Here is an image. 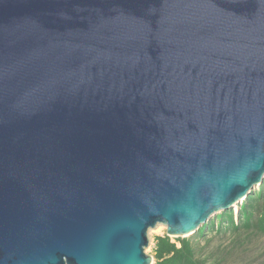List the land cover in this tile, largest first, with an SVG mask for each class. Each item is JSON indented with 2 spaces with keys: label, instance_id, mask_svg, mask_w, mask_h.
Segmentation results:
<instances>
[{
  "label": "water",
  "instance_id": "obj_1",
  "mask_svg": "<svg viewBox=\"0 0 264 264\" xmlns=\"http://www.w3.org/2000/svg\"><path fill=\"white\" fill-rule=\"evenodd\" d=\"M264 183V0H0V264H154Z\"/></svg>",
  "mask_w": 264,
  "mask_h": 264
},
{
  "label": "trees",
  "instance_id": "obj_2",
  "mask_svg": "<svg viewBox=\"0 0 264 264\" xmlns=\"http://www.w3.org/2000/svg\"><path fill=\"white\" fill-rule=\"evenodd\" d=\"M227 236L233 237L234 243L244 237H264V183L238 206L236 218L233 209L213 218L192 237L171 238L167 232L157 236L154 264H222L221 261L211 262L213 257L207 255V250L214 237ZM202 241L204 246H201Z\"/></svg>",
  "mask_w": 264,
  "mask_h": 264
},
{
  "label": "rangeland",
  "instance_id": "obj_3",
  "mask_svg": "<svg viewBox=\"0 0 264 264\" xmlns=\"http://www.w3.org/2000/svg\"><path fill=\"white\" fill-rule=\"evenodd\" d=\"M258 189L259 187L255 190ZM237 211L238 206L234 208L235 218ZM166 232V227L162 225L148 232L149 246L146 249V254L153 257V263L155 262V238L164 236ZM189 237L192 236L186 238ZM232 238L231 236L223 237L222 239L214 237V241L207 250V255L211 258L213 257L211 262L215 260L221 261L222 264H264V237H244L237 243H234ZM201 246H204V241L201 242Z\"/></svg>",
  "mask_w": 264,
  "mask_h": 264
}]
</instances>
